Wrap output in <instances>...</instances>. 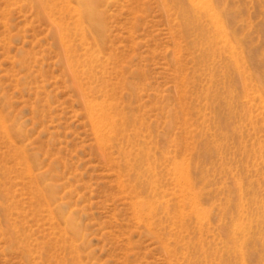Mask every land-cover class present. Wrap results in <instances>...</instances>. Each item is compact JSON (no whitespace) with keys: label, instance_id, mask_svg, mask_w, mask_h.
<instances>
[{"label":"rangeland","instance_id":"obj_1","mask_svg":"<svg viewBox=\"0 0 264 264\" xmlns=\"http://www.w3.org/2000/svg\"><path fill=\"white\" fill-rule=\"evenodd\" d=\"M34 2L0 0V264H264V0H107L83 42Z\"/></svg>","mask_w":264,"mask_h":264},{"label":"bare ground","instance_id":"obj_2","mask_svg":"<svg viewBox=\"0 0 264 264\" xmlns=\"http://www.w3.org/2000/svg\"><path fill=\"white\" fill-rule=\"evenodd\" d=\"M34 1H35L34 4L36 6L41 7V5H40L41 0H34ZM62 1H66V2L68 1L70 4H72L71 2H73L75 4V7L72 8V9H74V10H72L73 13L77 15V19H78V26L74 30L75 36L79 37L81 39V42L87 41L86 29L87 30H90L91 28L94 29L95 23L98 22L99 20H101V17H102V14L99 13L98 11L96 12L95 9L98 5L107 2V0H62ZM191 1L193 4L199 5V2H201L202 0H191ZM40 14L44 17H47L46 12L43 11L42 9H40ZM215 15H216V13H215ZM216 24H218V23H216ZM86 25L89 26V28H87ZM85 26H86V28H85ZM56 27H57V36H58V39L60 42L59 44L61 45V48H62L64 63H65V66L67 68V71H69L68 73H70L71 78L74 81V84H75L74 86L79 93L82 104H83V106H84V108L88 114L89 119L92 121L91 123H94L95 129H97V125H98L97 120H99V122L100 121L106 122V121H108V119L109 120L111 119V116L108 113V111L105 110V107L103 104L97 103L96 102L97 100L96 101L93 100L92 97L90 98L89 94L91 92L93 93L95 88L93 89L91 87V88H89L90 93L86 92L87 91L86 87L82 84V82H80L79 78H77V74L73 70V62H75L74 59H72L69 55H68V57H69V59H68V57L64 53L65 52L64 45H66V43H67L66 40L68 39V37H70V33H72V30L67 26L63 27L62 25H58V24ZM97 30H98L97 31V39L92 37V39H93L92 43H94V45H98V43L103 39L102 29L98 28ZM86 57H87V59H86L87 64L91 65L92 63H95V59L93 58L92 55H88ZM84 68H87V65H84ZM86 71H87L86 73H88L89 69L87 68Z\"/></svg>","mask_w":264,"mask_h":264}]
</instances>
